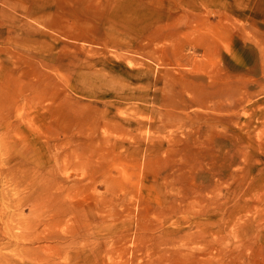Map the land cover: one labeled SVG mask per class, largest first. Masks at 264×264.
Here are the masks:
<instances>
[{"label": "rangeland", "instance_id": "374dc122", "mask_svg": "<svg viewBox=\"0 0 264 264\" xmlns=\"http://www.w3.org/2000/svg\"><path fill=\"white\" fill-rule=\"evenodd\" d=\"M0 264H264V0H0Z\"/></svg>", "mask_w": 264, "mask_h": 264}]
</instances>
